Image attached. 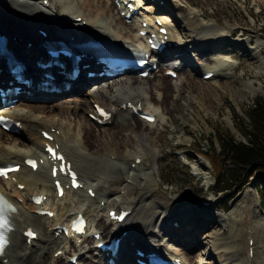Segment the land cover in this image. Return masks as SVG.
Listing matches in <instances>:
<instances>
[{
    "label": "bare ground",
    "instance_id": "1",
    "mask_svg": "<svg viewBox=\"0 0 264 264\" xmlns=\"http://www.w3.org/2000/svg\"><path fill=\"white\" fill-rule=\"evenodd\" d=\"M47 1L49 6L43 0H0V33L6 36L7 46L16 53V57H31L33 52H41L39 44L47 38L55 39L52 35L54 32L64 37L78 33L101 35L117 43L142 45V38L137 33L145 28L142 22L151 23L157 16L169 22L168 39L171 43L180 44V47L171 46L161 54L152 52V56H156L158 61H165V69H177V76L173 79L161 72V63L158 65L159 74L151 71L144 78L136 74L123 75L111 81L99 82L85 90H77V86L88 81L83 76L86 69L80 68L77 80L72 81V89L61 94L75 92L84 96L70 99L65 97L55 103L53 100L60 94L34 91L31 96L20 93L11 97L16 99V103L10 108L7 105L1 106L0 113L5 112L18 121L21 130L18 138H14L0 128V163L13 160L20 162L21 166L13 173L15 180L0 177V189L15 205L12 213L13 229L4 255L0 257V264H63L66 252H71L69 256L78 253V262L81 264H110L104 256L97 254L96 244L113 234L121 235V247L115 264H123L125 260L135 257L130 254L135 248L164 251L179 256L186 264H199L197 258L202 256L194 254L195 246L188 249L184 240L178 241V237L174 240L175 234L172 235L171 231L173 228L177 233L187 232L191 228L187 229L183 225L192 222L195 224L194 237H198L197 230L200 224L206 222V217L214 218L226 227L222 231L205 227L208 232L203 244L210 252H203L202 255H213L212 264H264V213L259 208L255 187L251 189L247 185L224 213L214 211L213 199H205L204 204L200 201L191 213L189 209L173 211L168 207L169 200H155L156 193H149L146 197L151 192L149 178L152 180L153 172L148 175L141 168L144 156L151 148L149 130L158 122L160 113L169 112L168 105L173 94L177 98L176 94L181 89H191L200 95L201 98L195 94L198 100L203 99L209 103L211 98H217L216 90L220 86L230 87L234 95L239 93L241 97L244 96L242 89L256 92L253 81L240 80L237 86L230 84V79L237 75L238 68V61L233 59L235 54L230 46L247 52L255 76H259L264 73L263 37L257 34L252 40L244 30L238 36H233V30L223 27L217 21L204 23L198 11L202 8L194 0H153L147 4L145 0H137L140 17H134L128 25L119 16L113 14L115 17H110L111 11L116 8L112 0H60L61 4L59 0ZM72 1L78 3L79 7H75L76 3L73 6ZM122 10L126 11V6ZM117 14L119 15V10ZM77 16L81 17L80 21L68 20L69 17ZM121 24L127 30L122 31ZM123 26L121 27L124 28ZM39 28L46 36L37 32ZM192 49L203 56L204 62L197 65L190 62L186 53ZM18 50L23 53L20 54ZM176 52L185 58V65L191 64L194 73L182 74V61L174 68L179 57H167ZM207 52H211V55L205 57ZM28 60L27 58L25 64L26 73L30 74ZM211 61L212 65H209ZM208 70L214 72L210 78L195 77L198 72L202 75ZM151 76L159 77L150 82L147 89L145 81ZM221 78L229 80L221 82ZM99 80L103 79L97 78ZM130 103H140L144 111L155 115V120L147 122L141 119L134 114ZM96 104L111 112L110 121L101 126L88 117V113L95 112ZM178 107L170 111H175ZM42 129L54 130L52 137L78 171L79 179L84 184L81 188L65 189L63 195L57 197L50 175V163L43 153L45 140L39 132ZM101 132L103 136L99 135ZM26 157L42 159V162L39 161L36 170H31L23 164ZM137 158L140 161H135ZM133 162L137 163L132 167ZM121 176L123 177L118 184L123 189L122 194L120 191L114 192L110 187V180ZM20 184L23 188L18 186ZM102 184L106 186L103 191L99 189ZM88 188L95 190L93 197ZM134 188L148 190L142 196L135 193ZM34 194L46 195L42 208L52 210V216L37 213L40 206L31 199ZM101 200H104L103 204L100 203ZM158 200H162V203ZM79 202L82 209H76L75 203ZM237 202L240 203L239 207L236 206ZM114 207L131 209L130 216L120 224L112 221L108 212ZM95 211V226H89L88 232L98 231L101 237L96 240L92 236L89 241L93 244L87 249L74 243L80 237H69L60 231L58 225L73 218L77 212H82L88 220ZM174 221L180 228L172 226ZM28 226L37 232L36 239L27 240L23 234ZM70 233L69 231L68 234L71 235ZM57 251L62 253L54 256ZM88 251L96 253L98 259L88 257ZM201 260L199 258V262Z\"/></svg>",
    "mask_w": 264,
    "mask_h": 264
},
{
    "label": "rangeland",
    "instance_id": "2",
    "mask_svg": "<svg viewBox=\"0 0 264 264\" xmlns=\"http://www.w3.org/2000/svg\"><path fill=\"white\" fill-rule=\"evenodd\" d=\"M194 1H196V3L199 4L198 6L202 8V10L200 9L198 11L203 18L204 23L217 21L223 27L233 30V36H238V34L244 30L247 32L246 35H249L252 40H254L255 35L257 34L261 35L263 38L259 35L258 36L264 39V0L259 2H254V0ZM145 2L147 4L153 2V0H146ZM43 3H46V5L49 6V2L47 0H44ZM72 3L73 6H75L76 2L74 3V1H72ZM59 4H61L60 0ZM103 4H105V1H103ZM77 5L78 3H76V8L79 7V5ZM112 8L113 7H111V9ZM110 14V17L119 16L117 14V10L115 9L112 10ZM122 24L121 26H123ZM124 24L128 25L129 23L124 22ZM121 26L120 29L122 31L123 29L127 30L126 26H123L124 28H122ZM230 49L233 50L235 54V57H233V59H236L238 61V68L236 70L237 75L234 76L233 79H230V84H232L233 86H237L239 85L240 80L253 81L256 92H250L247 88L242 89L241 87H239L240 89H242L241 92H243L244 94V96L241 97V94L239 93L234 95L230 87L224 88L220 86L218 90H216L217 98H211V102L206 103V101H204L203 99L198 100L195 97V94L196 96L200 97V95H197V92L195 90L191 91V89L189 90L183 88L179 92H177V98H175V94L171 96V103L168 105L169 112L160 113L158 122L154 123L153 128L149 130L151 137L149 143L151 148L150 151L148 150V152L144 156L141 166L142 170L146 171L148 175L150 172H153V177L150 176L152 177V180L149 178L151 192H148L146 197L149 196V193H156L157 195L154 196L156 198L155 200H157V198L169 200L170 202L168 207L172 208L173 211H186L189 209V213H191L193 209L195 210V205L198 206L200 201L204 199H213L212 202L214 211L217 213H224L229 209L233 200H235L247 186H242V188L235 194V196L225 204L224 200L228 196H224L223 194L214 195L210 191L209 185L213 181V171L209 161L207 160V158H204L202 155L198 154V152L194 151L195 147H199L203 152L207 153L211 140H213L214 144L217 145V141L212 136L214 127L217 126H223L224 128L229 129L237 139L244 140V136L236 126L237 118L239 115H241L242 117L245 116V109L253 102L255 96L264 94V73L260 74L259 76H255V70L251 65V59H248V56L246 55L247 52H245L243 49L233 48L232 46H230ZM196 53L197 52L192 49L189 53H187V57L190 62L193 61V63L197 65L200 62H204V58L203 56H201V54ZM208 55H211V52H207L205 54V57H207ZM182 58L179 57V60H181ZM183 62L184 61H182V63ZM209 65H212V61ZM165 68L166 67L162 66L161 72L163 71L165 73ZM180 71L182 72V74L189 72L194 73L191 64L182 66ZM154 72H157V74H159L158 69ZM157 77L159 76H151L150 79L145 81V86L147 89H149V83L157 79ZM195 77L202 78L201 73L198 72L197 74H195ZM112 79L113 78L106 79V81H111ZM227 80L229 79H220L221 82ZM81 96H84V94L78 95V97ZM65 97L67 99H70L77 96L64 95L62 97L55 98L53 101L56 103L58 102V100H64ZM177 106H179L178 109H176L175 111H170ZM158 107L159 106H156V108ZM143 128L145 127L143 126ZM19 132L20 131L11 132L9 134L13 135L14 138H18ZM99 135L103 136L104 134L103 132H101ZM177 152L182 154V156L177 155ZM131 159L132 157H130L129 160ZM124 165L125 164H121V166ZM122 177L123 176L118 178L115 177L111 179L112 181L110 180V187L112 188V190L114 192L120 191V194L123 193V189H120L118 181L121 180ZM250 178L251 181L248 185L251 186V189L255 187V189L258 188L260 192L264 191V179H260L261 176L259 172L256 171ZM105 187L106 186L102 184L99 186V189L103 191L105 190ZM147 190V188H143L141 190L135 189L134 192L136 191L135 193H137L138 195L144 196ZM255 196L259 201L257 192H255ZM158 201L162 203V200ZM155 203L156 202H154V204ZM239 204L240 203L237 202L236 206L239 207ZM75 206L76 209L83 208V206L80 205V202L75 203ZM220 206L223 207V209H221ZM96 213L97 211L89 216L90 218L88 217L89 226L91 227L95 226L93 218L96 217ZM262 213H264V210H262ZM206 219L207 220L204 224L199 225V228L197 230L198 237H194L193 231L195 230V224H193L192 222H187L183 225L186 226L187 229L191 228L187 232L182 231L177 233L178 231L173 228L172 231L170 230L173 233L172 235L175 234L173 236L174 240H177V237L178 241L181 239L184 240L188 249L192 245L195 246L194 254L202 256L199 257L200 259L202 258L201 262H199V258H197L199 264H212L211 260H214L213 255H202L203 252H210V250H207L205 244H203V241L205 240V234L208 232V230L206 229L212 228L219 231L226 229V227L222 226L214 218L206 217ZM172 226H177L178 228H180L179 224L175 221L173 222ZM202 227L203 229L201 230L200 228ZM90 238L91 235L79 245L87 249L90 245L93 244L92 241H89ZM76 243L78 244L79 240L76 241ZM186 246H183L184 249ZM69 254L71 253H65L66 261L63 264H70L68 262ZM87 255L99 257L96 253H92V251H88Z\"/></svg>",
    "mask_w": 264,
    "mask_h": 264
},
{
    "label": "trees",
    "instance_id": "3",
    "mask_svg": "<svg viewBox=\"0 0 264 264\" xmlns=\"http://www.w3.org/2000/svg\"><path fill=\"white\" fill-rule=\"evenodd\" d=\"M245 116L237 118V129L244 140L223 126L214 127L208 152L199 147L195 150L204 153L213 171V184L210 191L215 195L223 194L226 204L257 171L264 179V94L255 96L245 109ZM264 202V191L260 192Z\"/></svg>",
    "mask_w": 264,
    "mask_h": 264
},
{
    "label": "snow or ice",
    "instance_id": "4",
    "mask_svg": "<svg viewBox=\"0 0 264 264\" xmlns=\"http://www.w3.org/2000/svg\"><path fill=\"white\" fill-rule=\"evenodd\" d=\"M98 111H101V114L104 115V113H103L102 110L98 109ZM0 119H3V118L0 117ZM0 174H6V173H4V172H0ZM6 223H7V221H5V220H3L2 218H0V228L5 227ZM27 235H28V236H33L34 233H32L31 231H29V232L27 233ZM6 243H7V241H6L5 236L3 235V233H0V252L3 251V249H4Z\"/></svg>",
    "mask_w": 264,
    "mask_h": 264
}]
</instances>
